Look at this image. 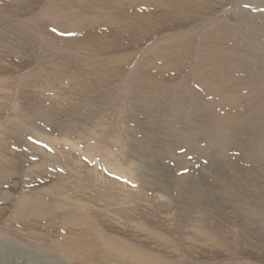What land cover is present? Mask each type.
I'll use <instances>...</instances> for the list:
<instances>
[{"label":"rangeland","instance_id":"1","mask_svg":"<svg viewBox=\"0 0 264 264\" xmlns=\"http://www.w3.org/2000/svg\"><path fill=\"white\" fill-rule=\"evenodd\" d=\"M262 142L264 0H0V264H264Z\"/></svg>","mask_w":264,"mask_h":264},{"label":"bare ground","instance_id":"2","mask_svg":"<svg viewBox=\"0 0 264 264\" xmlns=\"http://www.w3.org/2000/svg\"><path fill=\"white\" fill-rule=\"evenodd\" d=\"M246 160H247L246 163L243 164L242 166L240 165L241 167L238 168V174H244L246 176V179H245L246 182L244 181L246 186L255 188L257 192L261 188L264 190V142L260 143L255 148H251V153L247 156ZM251 163L258 165L259 168L256 166L253 167ZM37 167L38 165L35 166V168ZM218 171L221 172L219 169ZM231 181H233V179H229V182ZM254 181H259V185L257 186L253 185ZM234 184L235 182L231 183L230 185H234ZM75 187L79 188L80 186L76 185ZM237 188L238 189L236 190L238 191V194H239L237 198H241V196H244V198H242L241 200L243 204L259 206L262 204V202L264 203V201L261 200V197L259 196V194L255 195L252 193V191L242 192L240 190L241 189L240 186H237ZM79 191H82V190L79 189ZM231 191L233 192L234 190L231 189ZM233 202H236V201L233 200ZM72 219L78 221V219H75V218H72ZM30 226H34L35 230H39V228H41L42 230L45 231V227L41 226V223L39 221L32 222ZM86 229L88 230V227H86ZM87 232H89L88 239L90 240V243H87L86 245L88 247L84 245L85 242L82 237L84 236V234L82 233V229H77V228L72 229L71 228L70 230L63 232L62 234L64 235L61 234L62 238L60 239V241L56 240V244L54 245L55 247H52V248L54 250H61L62 252H65L74 262L78 264H91V262L89 263L87 261L90 257L92 261L97 258L98 264H121L119 260L120 257H119L118 250L113 249L112 255H108L106 252L100 253L99 252V238L93 235L94 233L90 235V229ZM64 236H66L65 241L63 239ZM57 237L58 236L56 235V238ZM145 259L146 258L138 257L136 258V262L137 264H146Z\"/></svg>","mask_w":264,"mask_h":264}]
</instances>
